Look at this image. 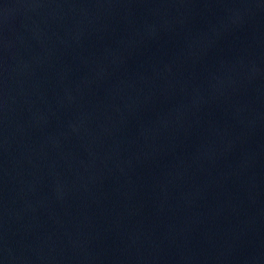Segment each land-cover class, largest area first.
<instances>
[{"label":"water","instance_id":"1","mask_svg":"<svg viewBox=\"0 0 264 264\" xmlns=\"http://www.w3.org/2000/svg\"><path fill=\"white\" fill-rule=\"evenodd\" d=\"M0 264H264V0H0Z\"/></svg>","mask_w":264,"mask_h":264}]
</instances>
